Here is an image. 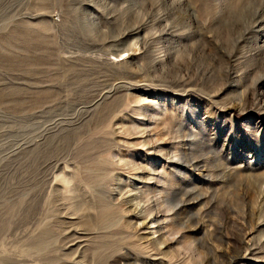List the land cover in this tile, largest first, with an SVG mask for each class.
<instances>
[{"label": "rangeland", "instance_id": "rangeland-1", "mask_svg": "<svg viewBox=\"0 0 264 264\" xmlns=\"http://www.w3.org/2000/svg\"><path fill=\"white\" fill-rule=\"evenodd\" d=\"M0 264H264V0H0Z\"/></svg>", "mask_w": 264, "mask_h": 264}, {"label": "bare ground", "instance_id": "bare-ground-1", "mask_svg": "<svg viewBox=\"0 0 264 264\" xmlns=\"http://www.w3.org/2000/svg\"><path fill=\"white\" fill-rule=\"evenodd\" d=\"M145 214V213H144ZM155 224V222H152V225Z\"/></svg>", "mask_w": 264, "mask_h": 264}]
</instances>
